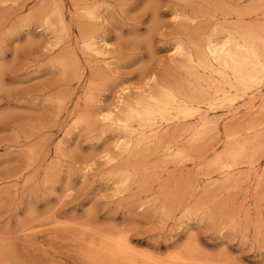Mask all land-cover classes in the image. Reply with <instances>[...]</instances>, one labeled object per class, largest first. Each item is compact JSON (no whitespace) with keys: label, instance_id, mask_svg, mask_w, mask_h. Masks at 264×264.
<instances>
[{"label":"rangeland","instance_id":"rangeland-1","mask_svg":"<svg viewBox=\"0 0 264 264\" xmlns=\"http://www.w3.org/2000/svg\"><path fill=\"white\" fill-rule=\"evenodd\" d=\"M84 6L94 19L82 18ZM57 8L67 30L56 14L44 22ZM217 15L205 0H0V176L23 174L0 187V235L34 244L24 257L91 264L84 238L123 233L159 260L194 246L217 263L264 264V130L243 132L264 122V86L205 109L212 125L191 144L196 119L162 125L169 142L126 150L128 135L97 117L119 115L120 98H139L154 76L185 83L179 48L205 40ZM82 27L106 48L100 55L84 51ZM233 131L253 147L221 169L215 157L231 149ZM169 143L187 156L171 155Z\"/></svg>","mask_w":264,"mask_h":264},{"label":"bare ground","instance_id":"bare-ground-1","mask_svg":"<svg viewBox=\"0 0 264 264\" xmlns=\"http://www.w3.org/2000/svg\"><path fill=\"white\" fill-rule=\"evenodd\" d=\"M205 3L208 6L212 5L216 8L218 13L217 21L220 23L217 22L216 26L213 27L207 38H204L205 40H199L200 42H187V45L184 44V47L181 46V48H179V55L182 57V59L180 58L182 60L180 68L187 76H189L190 79L194 80L193 84H187L189 78L184 81L185 83L179 82L177 84H172L167 81L164 83L154 76L151 79L155 81L154 88L153 86L151 88L152 90L148 88L151 91L145 90L143 95H139L140 97L133 101H126V99H123L122 97L120 98V103L119 101L118 103H122L121 105H123V107L119 106L120 108L122 107L119 109V115L115 117L112 113L107 114L104 112L97 116L106 124L109 123L112 125L116 123L118 125V129L128 135L129 138L126 141H124L125 138L121 137V140L124 141L123 147H125L126 150L139 149L143 146H147L153 141H157L159 144L162 143L165 140L162 125H167L174 120H184L190 122L191 120L196 119V124L188 128L187 131L190 136V144L199 142L205 138L212 125V121L207 117V114L204 113L205 109H216L217 104H222L226 100L230 104L229 100L231 101L232 97H234L229 95L232 91L241 90L254 92L262 90V87L264 86V0H205ZM55 10L56 11L54 13H51L44 18V22L46 25L52 26L53 22L51 16L52 14H56L61 25L60 27L63 29L67 26L66 16L60 8ZM81 10L83 19L95 18L94 8L84 6ZM229 20L233 21L230 22ZM205 25L204 27L206 28ZM65 30H67V28H65ZM80 30L83 31L82 42L84 51L95 52L100 55L102 53V49L106 50V48L98 46V42L90 32V29L89 32L83 30V27ZM234 94H236V92H234ZM262 100H264V98ZM224 105L226 104L224 103ZM80 120L84 123L87 122L85 117ZM180 128L177 129L180 130ZM263 130L264 122H258L257 124L247 125L243 129V132L247 133V135L254 134L256 135L255 137H259L258 135H260ZM181 131L183 132V130ZM176 132H178V130ZM233 132H227L226 134L227 141L229 140L234 142L232 143L233 145L231 146V149H227L226 152L215 157L214 163L221 167V169L226 168L228 170L230 167V165H223L222 161L225 158L233 161L243 159L248 155L249 151L253 147V145L249 142L250 139H248V142L243 140V142H241V137L239 138L240 132ZM170 138L172 139L173 137ZM170 138L165 141L168 140L169 142ZM257 140L259 141L260 138H254L253 144H255ZM166 149L169 150L171 155L176 158H181V156L184 155L182 153L184 150H180L174 143H169ZM184 156H187V154ZM22 175H18L13 172L5 173L0 176V187L3 184L19 180ZM131 178V173H124L123 182H128ZM14 184L16 185V183ZM1 196L2 195H0V198ZM174 202L175 201L173 200L172 203L174 204ZM3 204L1 208L4 207ZM171 207L174 206L172 205ZM170 208L168 207V210H170ZM92 234L91 237L83 239L85 245L82 253L91 261V264H222L217 263L214 260H210L207 256L203 255L199 248L194 246H189L184 251H177L171 255L169 254L170 256L168 259L159 260V258L156 259L149 254H139L138 251L134 250V246L126 234L113 233L114 235L105 236L98 234L102 237H97L98 235L96 232V235H93V237ZM29 236L31 235L25 237L28 242L29 239L27 238H29ZM15 244L16 243L12 241L11 238H8V236L5 237L4 235H0V264H38L37 261L33 259L30 260L28 259L29 257L26 258L23 256L24 254H28L32 251L31 248L34 244L32 245L31 242H26L23 249L18 248V246H16L17 244ZM42 247L40 250L44 251ZM33 258L35 257L33 256Z\"/></svg>","mask_w":264,"mask_h":264}]
</instances>
